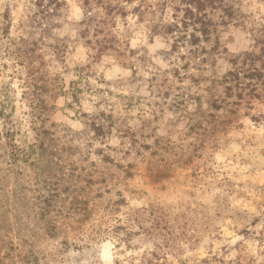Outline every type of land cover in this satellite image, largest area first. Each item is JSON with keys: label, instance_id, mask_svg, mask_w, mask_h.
<instances>
[{"label": "rangeland", "instance_id": "rangeland-1", "mask_svg": "<svg viewBox=\"0 0 264 264\" xmlns=\"http://www.w3.org/2000/svg\"><path fill=\"white\" fill-rule=\"evenodd\" d=\"M188 2L0 0V264H264V0Z\"/></svg>", "mask_w": 264, "mask_h": 264}, {"label": "trees", "instance_id": "trees-1", "mask_svg": "<svg viewBox=\"0 0 264 264\" xmlns=\"http://www.w3.org/2000/svg\"><path fill=\"white\" fill-rule=\"evenodd\" d=\"M208 1V0H206ZM199 4V6H197V10H200L202 8L205 7V5H207L205 2H199V0H189L188 4ZM99 129V127L97 128V130ZM6 136H8V134H6ZM9 146V149H8V153L10 154V156H18V153L20 152V149L15 145L13 144L10 140L8 141V144Z\"/></svg>", "mask_w": 264, "mask_h": 264}]
</instances>
